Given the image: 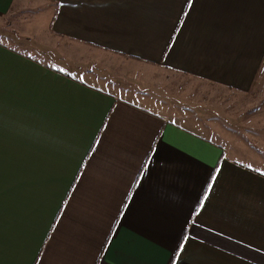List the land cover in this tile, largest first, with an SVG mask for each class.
I'll use <instances>...</instances> for the list:
<instances>
[{
    "label": "crops",
    "instance_id": "obj_1",
    "mask_svg": "<svg viewBox=\"0 0 264 264\" xmlns=\"http://www.w3.org/2000/svg\"><path fill=\"white\" fill-rule=\"evenodd\" d=\"M13 10L0 264H264V173L97 71L160 66L246 93L264 69V0H0Z\"/></svg>",
    "mask_w": 264,
    "mask_h": 264
},
{
    "label": "rangeland",
    "instance_id": "obj_2",
    "mask_svg": "<svg viewBox=\"0 0 264 264\" xmlns=\"http://www.w3.org/2000/svg\"><path fill=\"white\" fill-rule=\"evenodd\" d=\"M23 15L13 10L0 16V42L19 43ZM37 21L34 19L33 23ZM41 22L44 27L40 28H45V22ZM97 71L108 80L135 87L134 91L147 96L145 102L151 108L157 105L156 109L161 112L164 105L169 112L177 113V121H194L201 128L199 134L222 146L225 156L264 173V69L246 93L195 78H183L160 66L148 67L144 72L139 69L140 73H147L144 77L131 69L127 75Z\"/></svg>",
    "mask_w": 264,
    "mask_h": 264
}]
</instances>
